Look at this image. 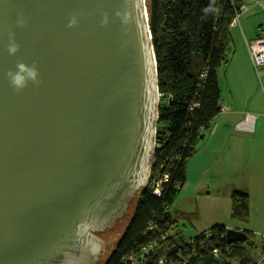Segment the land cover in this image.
Here are the masks:
<instances>
[{
    "label": "water",
    "instance_id": "water-1",
    "mask_svg": "<svg viewBox=\"0 0 264 264\" xmlns=\"http://www.w3.org/2000/svg\"><path fill=\"white\" fill-rule=\"evenodd\" d=\"M145 1L0 0V264H97L99 234L146 186L159 93ZM18 60L39 85L12 88Z\"/></svg>",
    "mask_w": 264,
    "mask_h": 264
},
{
    "label": "trees",
    "instance_id": "trees-1",
    "mask_svg": "<svg viewBox=\"0 0 264 264\" xmlns=\"http://www.w3.org/2000/svg\"><path fill=\"white\" fill-rule=\"evenodd\" d=\"M145 3L161 93L155 147L149 180L134 199L132 214L103 264H231L236 255L244 264H264L252 261L250 245L246 250L251 231L244 230L246 239L237 243L226 242L222 224L186 235L177 222L184 225L195 213L172 210L186 180V162L221 111L217 70L232 53L230 27L242 0H214L216 11L207 15L203 9L213 0ZM229 216L248 222L246 192H230ZM207 230L209 236L204 234Z\"/></svg>",
    "mask_w": 264,
    "mask_h": 264
},
{
    "label": "rangeland",
    "instance_id": "rangeland-1",
    "mask_svg": "<svg viewBox=\"0 0 264 264\" xmlns=\"http://www.w3.org/2000/svg\"><path fill=\"white\" fill-rule=\"evenodd\" d=\"M242 5L245 6V11L242 12L243 14H240L241 16L239 15L236 22L231 24V26H233L231 28L232 53L228 56L229 61L227 64H222L218 68L217 80L222 98L227 99L225 102L226 106L229 105L231 108L242 107L243 105L245 106L246 102L249 100V109H251V104L254 102L259 103V98H262L263 103L259 107L261 110L258 113V121L262 119L264 122V114H262L264 110V64L258 66V69H255L251 59H248L250 60V68L246 67L242 62L245 59L243 50H246V44H244L245 41L240 32L239 18L249 11L247 3L242 2ZM260 38H264V36ZM228 90H231L232 92L231 99H228ZM224 112L228 115L227 111ZM224 112L221 114L219 113L220 117H224ZM255 113L257 112L255 111ZM220 117L218 121L222 119V117ZM244 143V140H242L240 143V149H242ZM196 161L198 160L194 159L192 162H189L187 179L179 190L178 195L176 196V201L173 203L174 206H190V210L195 209V207L198 208V217L195 216L190 223L186 221L184 222V225H182L184 226V234L193 235L196 230L207 229L214 224L213 219H216V221H218L216 224L231 223L234 226H246L247 224L249 229L255 231L253 233L254 241L256 244L257 242L259 243L262 239L261 235L264 233V191L262 186L258 184L257 178L251 177L249 179V176L241 177L240 174L233 175L230 172V169L233 167L236 171L245 168V163L231 161L230 163L224 162L210 164L208 160H202L196 164ZM200 166L203 168L207 166L208 170L200 172ZM219 167H223L222 170H220ZM249 181H251L252 184H255L256 187L251 189V194L249 195L250 216L248 222L244 224L231 219L229 216L228 191H230L232 187H234L235 190L240 189L238 191H242L243 189L246 190V184H248ZM231 183H234L233 186H231ZM134 203L135 200H132L128 213L124 217L118 219L112 229L99 234V237L104 242V246L102 248L100 260L97 264H103L108 255L114 249L115 243L122 234L124 227L132 214ZM177 225L181 227V222L178 221ZM171 232L172 231H170V233ZM257 252L260 253V247L251 248L249 250L251 256H254ZM253 262L256 263L257 261ZM231 264L238 263L233 259Z\"/></svg>",
    "mask_w": 264,
    "mask_h": 264
},
{
    "label": "crops",
    "instance_id": "crops-1",
    "mask_svg": "<svg viewBox=\"0 0 264 264\" xmlns=\"http://www.w3.org/2000/svg\"><path fill=\"white\" fill-rule=\"evenodd\" d=\"M242 2L247 3L249 6V11L245 15L239 18L240 32L243 40L244 41L245 39L253 40L258 36L261 37L264 36V0H255V1L242 0ZM232 27L233 26L230 27V30ZM246 50H243V55L245 59L242 62L246 65V67L250 68V62H249L250 60H248L250 58L248 51ZM228 97H229L228 99L232 98L231 90H228ZM259 99H260L259 103L254 102L253 104H251V109H249L250 107L249 100L246 102L245 106L243 105L242 107L231 108L229 105L226 106L225 102L227 99H223L221 96V105H222L221 111L223 112L227 111L228 115H226V113L224 112L225 113L224 117L221 116L222 119L218 121L220 117V115L218 114L211 122L204 137L197 142L195 153L186 162V167H185L186 179H187L188 164L190 161L192 162L194 159L198 160L196 161V164H198L202 160L204 161L208 160L210 164L224 163V162L230 163L231 161H234L236 163H245L246 166L245 168L238 169L237 171L233 167L230 169V172L233 175L240 174L241 177L249 176V179L251 177L257 178L258 184L262 186V189L264 191V122L262 121V119L258 121V115H259L258 113L261 110L259 107L262 105L263 102H262V98ZM255 111L257 113H255ZM223 112H220V114ZM245 112H250L256 115V118L252 126V130H244L237 127V123L243 119ZM262 114H264V110ZM242 140H244L245 143L242 149H240V143L242 142ZM199 168H200V172L208 170L207 166L205 168L200 166ZM219 168L220 170H222L223 167H219ZM233 184L234 183H231V186H233ZM246 187L247 189L246 190L243 189L242 191L250 195L251 189L256 186L255 184H252L251 181H249V183L246 184ZM232 190H235L234 187H232L230 191H228L229 192L228 194H230ZM176 198L174 201H176ZM189 207L190 206L185 207V205L174 206L173 204L172 210L173 211L177 210L182 212H194L195 216L198 217V212H197L198 208L195 207V209L190 210ZM249 216H250V208H249ZM213 220H214V224L218 222L216 221V219ZM220 224L224 225L225 228L230 227V228H237L240 230H248L251 231L252 233L255 232L254 230L249 229V226H247V224L246 226H234L231 223H220ZM183 227L184 226H182L181 224L179 230L182 231V233L184 234ZM203 230L200 229L197 231H203ZM249 245H250V249L255 247L257 248L260 247V253L257 252L254 256H251L250 254V258L252 259V261H257L263 250L264 239L262 238L261 241H259V243L257 242L256 244V242L254 241V234H253L249 243L246 244V250L249 249ZM247 252L249 253V251ZM233 259H235L236 263L238 264H244L240 262L241 256L236 255L232 258V260Z\"/></svg>",
    "mask_w": 264,
    "mask_h": 264
},
{
    "label": "clouds",
    "instance_id": "clouds-1",
    "mask_svg": "<svg viewBox=\"0 0 264 264\" xmlns=\"http://www.w3.org/2000/svg\"><path fill=\"white\" fill-rule=\"evenodd\" d=\"M216 11L213 3H210L206 8L203 9L205 15L209 13H214ZM77 23L76 18L73 16L68 24V27H72ZM18 24L21 27L26 25V21L21 17L18 20ZM20 49V44L16 41L15 33H9L8 43L6 45V50L10 56H15L16 53ZM6 77L9 81V84L12 88L19 92L28 86L29 82L39 85V69L35 62L31 65L23 62L22 60H18L16 62V70L9 69L6 72Z\"/></svg>",
    "mask_w": 264,
    "mask_h": 264
},
{
    "label": "built area",
    "instance_id": "built-area-1",
    "mask_svg": "<svg viewBox=\"0 0 264 264\" xmlns=\"http://www.w3.org/2000/svg\"><path fill=\"white\" fill-rule=\"evenodd\" d=\"M245 9L246 8L244 5H241L239 7L238 12L235 13V17H234L232 23L236 22L238 20L239 15L242 14V12L245 11ZM259 32H260V30H259ZM260 37L261 36H258L257 38H255L253 40H246L245 39L246 48H247L248 54L250 56V59H251L252 64H253L255 69H258V66H261L264 64V38H260ZM160 96H161V93L158 94V99L160 98ZM158 104H159V102H158ZM221 108H222V105H221ZM255 118H256L255 114L250 113V112H245L243 119L237 123V127L244 129V130H252V126H253ZM154 147H155V143H154ZM157 190H158V187L155 188V192ZM204 234L206 236H209L210 232L207 230V231H204ZM261 236L264 239V234H262ZM214 252H216V249H214ZM257 262L258 263H264V246H263V250H262Z\"/></svg>",
    "mask_w": 264,
    "mask_h": 264
}]
</instances>
